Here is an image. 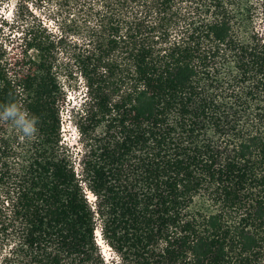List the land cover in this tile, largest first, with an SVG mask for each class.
Wrapping results in <instances>:
<instances>
[{"label":"trees","instance_id":"obj_1","mask_svg":"<svg viewBox=\"0 0 264 264\" xmlns=\"http://www.w3.org/2000/svg\"><path fill=\"white\" fill-rule=\"evenodd\" d=\"M37 1L57 33L17 2L23 53L0 42V104L39 117L0 121V264H264V0Z\"/></svg>","mask_w":264,"mask_h":264},{"label":"rangeland","instance_id":"obj_2","mask_svg":"<svg viewBox=\"0 0 264 264\" xmlns=\"http://www.w3.org/2000/svg\"><path fill=\"white\" fill-rule=\"evenodd\" d=\"M17 2L21 4L20 12L24 16L23 18H27L30 22L40 19L55 33H57L55 21L61 20L53 5L43 4L38 8L36 4H39V1L37 0H0V22L2 20L6 22L0 25V42L6 48L7 56L12 58V61L19 58L24 49V42L21 39L23 36L21 32L23 21H21V18H17ZM70 28L73 27L70 26L67 30H70ZM68 32L70 33L66 35V49H62L58 54L59 65H61L60 70L58 68V78L65 92V98L60 108L61 135L65 142L70 146L72 144L71 149L75 151L77 150L76 147L79 148V133L71 121V109L74 105L78 106L82 102L85 88L83 79L79 75L72 58L73 45L77 42L76 45L80 46L81 38L72 31ZM78 49L79 47L75 50ZM197 203H201V200H196ZM98 239L104 258L107 260H111L113 257L117 258L116 253L110 246L102 238Z\"/></svg>","mask_w":264,"mask_h":264},{"label":"clouds","instance_id":"obj_3","mask_svg":"<svg viewBox=\"0 0 264 264\" xmlns=\"http://www.w3.org/2000/svg\"><path fill=\"white\" fill-rule=\"evenodd\" d=\"M0 121L9 122L21 134L22 139H33L38 133L39 117L31 115L16 100L0 104Z\"/></svg>","mask_w":264,"mask_h":264},{"label":"bare ground","instance_id":"obj_4","mask_svg":"<svg viewBox=\"0 0 264 264\" xmlns=\"http://www.w3.org/2000/svg\"><path fill=\"white\" fill-rule=\"evenodd\" d=\"M97 236H98V238H99V236L101 238V235H100V232L99 231H97Z\"/></svg>","mask_w":264,"mask_h":264},{"label":"built area","instance_id":"obj_5","mask_svg":"<svg viewBox=\"0 0 264 264\" xmlns=\"http://www.w3.org/2000/svg\"><path fill=\"white\" fill-rule=\"evenodd\" d=\"M99 238H100V236H99ZM98 242H100L99 239H98Z\"/></svg>","mask_w":264,"mask_h":264}]
</instances>
